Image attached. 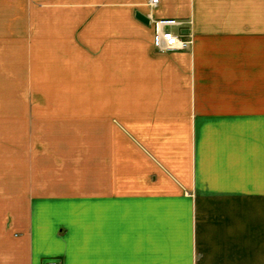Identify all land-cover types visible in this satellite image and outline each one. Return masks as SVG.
<instances>
[{
    "label": "crops",
    "instance_id": "0c3cea01",
    "mask_svg": "<svg viewBox=\"0 0 264 264\" xmlns=\"http://www.w3.org/2000/svg\"><path fill=\"white\" fill-rule=\"evenodd\" d=\"M3 74L72 98L12 137L0 264H264V0H0Z\"/></svg>",
    "mask_w": 264,
    "mask_h": 264
},
{
    "label": "rangeland",
    "instance_id": "374dc122",
    "mask_svg": "<svg viewBox=\"0 0 264 264\" xmlns=\"http://www.w3.org/2000/svg\"><path fill=\"white\" fill-rule=\"evenodd\" d=\"M4 57L3 63H10L7 56L4 55ZM14 60L12 61L13 63H15ZM24 82L20 77L16 79L6 74H3L2 77V90L0 92V100L2 102V107L0 108V181L10 179V163L12 160L17 162L16 157H12L15 156L11 147L12 137H16L17 133L25 134L31 127L39 130L43 124L50 123L49 112L51 113L53 110L52 100L72 98V96H69L72 93L51 91L48 90L47 86H43L40 83L35 85L32 97V118L26 122L27 95ZM43 87L46 89L44 90Z\"/></svg>",
    "mask_w": 264,
    "mask_h": 264
},
{
    "label": "built area",
    "instance_id": "2783aa9c",
    "mask_svg": "<svg viewBox=\"0 0 264 264\" xmlns=\"http://www.w3.org/2000/svg\"><path fill=\"white\" fill-rule=\"evenodd\" d=\"M153 3L158 0H152ZM153 24V44L160 52L184 51L192 47L193 39L191 35L182 34L174 30L175 26L181 25V22L175 18L152 19ZM59 264V263H50Z\"/></svg>",
    "mask_w": 264,
    "mask_h": 264
},
{
    "label": "water",
    "instance_id": "95a60500",
    "mask_svg": "<svg viewBox=\"0 0 264 264\" xmlns=\"http://www.w3.org/2000/svg\"><path fill=\"white\" fill-rule=\"evenodd\" d=\"M136 17L146 24L150 22V18L147 17L145 14L141 13L140 11L136 12Z\"/></svg>",
    "mask_w": 264,
    "mask_h": 264
}]
</instances>
